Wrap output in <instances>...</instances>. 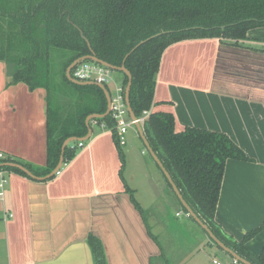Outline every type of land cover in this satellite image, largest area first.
I'll return each instance as SVG.
<instances>
[{"label":"crops","instance_id":"crops-1","mask_svg":"<svg viewBox=\"0 0 264 264\" xmlns=\"http://www.w3.org/2000/svg\"><path fill=\"white\" fill-rule=\"evenodd\" d=\"M7 75V64L0 61V153L34 169L45 168L48 93L42 88L30 91L24 83L8 86ZM151 112L173 114L176 132L196 128L225 134L245 152L250 162L226 163L215 221L238 242L260 228L264 224V27L250 30L248 39L238 43L210 38L168 47ZM91 129V139L53 178L41 181L8 173L9 184L0 202V264H96L91 236L101 242L107 264H154L164 258L159 239L156 242L149 234L145 210L140 206L142 214L126 190L123 149L117 147L111 130L92 122ZM133 131L139 136L137 129ZM155 173L149 171L147 178L159 196L173 203L163 176ZM130 180L136 192V177ZM5 211L13 218L5 219ZM184 214L180 207L176 216ZM148 226L156 236L151 223ZM206 245L213 246L209 241ZM246 246L259 256L264 229Z\"/></svg>","mask_w":264,"mask_h":264},{"label":"trees","instance_id":"trees-1","mask_svg":"<svg viewBox=\"0 0 264 264\" xmlns=\"http://www.w3.org/2000/svg\"><path fill=\"white\" fill-rule=\"evenodd\" d=\"M261 27H264V0H0V61L7 64V85L24 83L30 91L42 88L48 93L47 166L34 169L5 155L0 158V165L19 164L35 176L45 177L59 164L64 142L86 137V119L107 112L108 103L101 88L80 86L67 78V69L76 60L93 52L99 60L113 66L121 67L125 62L133 76L130 104L140 118L155 105L157 77L168 47L186 40L210 38L238 43L248 39L250 30ZM146 40L149 41L133 51ZM60 52L68 55L60 72L63 84L78 96L69 114L63 112L57 101L52 74L54 54ZM121 74L120 85L126 88L129 79ZM92 123L111 130L121 151L111 116ZM143 128L151 147L200 219L239 256L252 264H264V248L256 256L246 246L264 229V224L238 242L215 221L226 163L250 162L245 152L222 133L196 128L176 132L171 113L151 112ZM79 144L72 143L66 148L64 164L76 157ZM121 159L125 161L122 154ZM2 169L28 177L14 168ZM126 190L143 214L133 191L129 187ZM147 228L158 242L148 225ZM210 242L218 247L211 239ZM89 243L96 264H107L101 242L91 236Z\"/></svg>","mask_w":264,"mask_h":264},{"label":"rangeland","instance_id":"rangeland-1","mask_svg":"<svg viewBox=\"0 0 264 264\" xmlns=\"http://www.w3.org/2000/svg\"><path fill=\"white\" fill-rule=\"evenodd\" d=\"M67 56L66 53L62 52L54 54L52 74L55 88L57 89L55 92L58 97L57 101L60 103L63 112L65 111L69 114L73 112V107L78 101V96L74 92L69 91L63 84L60 72ZM110 78L108 88L114 93L115 86L119 84V80L123 77L120 72L111 71ZM66 113L64 116H66ZM129 134L128 148L130 151L128 148H122L123 153L126 155V163L124 162L126 167L124 166L123 168L126 170L124 175L130 189L135 187L130 178L132 176L136 177L138 189L136 192L132 190L133 196L136 202L145 210L147 223L148 225L151 223L153 232L159 239L162 250H164V258L158 259L154 264H167L166 259L170 264H213V260H217L221 264H232V257L224 251H221L216 246L206 245V242H210V239H208L207 234L196 222L185 214L180 218L176 216V213L180 211V206L176 203L177 201H174L175 197L169 189H167L168 196L169 198L170 196L172 197L173 203H168L163 195L159 196L160 192L153 185V181L150 182L151 180L147 176L149 175V171L153 174L157 172L160 176L162 175L156 169L154 161L140 137H136L133 130H130ZM142 152L145 154L142 155ZM157 173H155L156 176H158ZM162 180L166 183L163 177ZM179 226H181V229H178ZM158 235H160V238ZM182 253L185 254L181 255Z\"/></svg>","mask_w":264,"mask_h":264},{"label":"water","instance_id":"water-1","mask_svg":"<svg viewBox=\"0 0 264 264\" xmlns=\"http://www.w3.org/2000/svg\"><path fill=\"white\" fill-rule=\"evenodd\" d=\"M155 37H157V36H155ZM148 41L149 40H146V41L142 42L133 51H135L140 45L145 44ZM89 47H90V45H89ZM126 59H125V61H126ZM88 61L93 62V63H96V64H99V65H101V66H103L105 68H108L111 71H116V72L124 73L128 77L129 82H128V85L126 87V102H127V106H128V110H129V113H130L131 118L133 120H136V115L134 114V112L132 110V107H131V104H130V93H131V88H132L133 76H132L131 72L125 67V62L123 64V66H121V67L113 66L111 64H108V63H106L104 61L99 60L96 57V55L92 52L91 55L82 57V58L76 60L71 66H69V68L67 69L66 75H67V78L72 83H74V84H77V85H80V86L95 85V86L101 88L104 91V94H105L106 99H107V103H108L107 112L104 115L94 114V115L89 116L86 119V126L88 128V134H87L86 137H84V138H75V137H73V138H69L68 140H66L64 142L63 147H62V151H61V157H60L59 164L57 165V167L55 168V170H53V172H51L49 175H47L45 177H37L30 170H28L26 167H24L22 165H19V164H15V163L2 164V165H0V169H2L4 167L14 168V169L20 170L21 172H23L24 174H26L28 177H30L32 179L46 181V180H49V179L53 178L54 176H56L61 171L62 167L64 166V161H65V150H66V148L70 144L76 143V142L77 143H83L84 144V143L88 142L91 139L92 134H93L92 129H91V122H93V120H96V119H104V118H106V117H108L110 115V103H111V99H110L109 90L104 85L97 84V83H94V82H80V81H77V80H75L73 78V76H72V70L76 66L80 65L81 63L88 62ZM136 129H137V131L139 133V136L142 139V141H143V143H144L147 151L149 152L151 158L157 164V166L161 169V171L163 172V174L167 178L168 182L172 186L173 191L175 192L176 196L178 197V199L182 203L183 207L186 209L187 215L189 217H191L208 234L209 238L218 247H220L226 254H228L230 257L236 259L241 264H252L249 261H247L244 258H242L241 256H239L235 251H233L232 249H230L229 247H227L222 241H220L217 238V236L213 233V231L208 227V225H206L200 219V217L194 212V210L186 202V200L184 199L182 193L180 192V190L178 189L177 185L173 181L172 176L170 175V173L165 168V166L162 163V161L159 159L158 155L155 153V151L151 147V145H150V143H149V141H148V139H147V137L145 135L143 126H141L139 124H136Z\"/></svg>","mask_w":264,"mask_h":264},{"label":"built area","instance_id":"built-area-1","mask_svg":"<svg viewBox=\"0 0 264 264\" xmlns=\"http://www.w3.org/2000/svg\"><path fill=\"white\" fill-rule=\"evenodd\" d=\"M110 73L111 70H109L108 68L90 61L81 63L72 70V76L75 80L80 82H94L97 84H101L109 90L111 99L109 116H111L113 121L115 122L117 142L121 147H125L127 146L129 141V131L136 130V124L144 126L146 120L151 114V111L144 112L140 118L136 117V120H133L130 116L126 102V88L120 85V83L115 86L114 93H112L108 88V83L111 80ZM83 145V143H80V147H82ZM4 157V154L0 153V158ZM8 184V172L4 171V169H0V202H4ZM4 217L5 219H11L13 218V215L5 211ZM214 264L221 263L215 260ZM232 264L241 263L232 258Z\"/></svg>","mask_w":264,"mask_h":264}]
</instances>
